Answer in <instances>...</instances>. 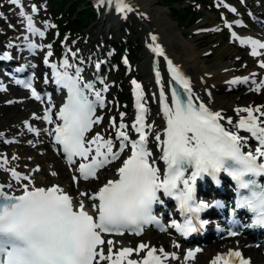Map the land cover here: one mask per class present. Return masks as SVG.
Segmentation results:
<instances>
[{
	"label": "snow or ice",
	"instance_id": "1",
	"mask_svg": "<svg viewBox=\"0 0 264 264\" xmlns=\"http://www.w3.org/2000/svg\"><path fill=\"white\" fill-rule=\"evenodd\" d=\"M11 2L20 6V0ZM115 4L119 12L132 11L126 0H115ZM229 10L236 11L234 8ZM36 11L33 6L32 14ZM19 15L28 33L44 37V32L35 27L33 16L28 15L22 6ZM232 35L234 39H239L235 33ZM24 39L28 40V37ZM151 39L154 45L152 51L162 56L164 53L156 43L157 38L152 36ZM240 43L250 46V54L254 57L261 55L258 49H264V43L253 38L240 39ZM27 47L34 51L39 46L29 42ZM47 47L51 49V45ZM51 55L49 50L44 63L52 69L55 83L66 90L67 96L56 115V120L61 123L49 134H54V141L62 147L67 161L74 163V157L85 161L90 159L89 163H81L78 168L81 178L89 180L95 179L100 169L119 159L126 148L130 147L131 154L117 170L119 179L109 180L88 196L93 201L90 209L86 208L83 201L74 203L73 198L58 185L35 187L29 176H21L11 170V176L17 183L21 180L28 183L21 185L23 191L20 195L4 190L5 187L11 189L10 184L0 185V264H103L104 261L108 264H164L166 260L178 259L163 249L159 250L160 254H157L156 249H148L140 260L130 259L132 249L122 248L113 252V242L105 241L103 235H121L125 231L140 235L145 225L159 224L153 215V205L163 203L158 192L178 202L180 211L185 214V221L182 225L173 221L172 226L182 235H190L197 230L199 213L209 207L204 202L195 201L194 185L197 179L205 176L215 180L220 173L227 174L236 185V208L246 209L252 214V222L248 227L264 229V184L258 182V178H264V119H261L264 112L259 107L236 109L238 114L246 112L247 116L242 117L234 127L249 133L257 142L254 151H244L248 137L224 127L220 123L225 119L221 113L209 110L202 102L195 103L189 80L169 60L171 78L183 89V94L173 90L169 103L163 89L160 92V110L166 124L163 137L155 133L157 148L161 152L159 159L165 165L161 176V169L156 166L154 158L150 159L152 152L147 146L154 125L146 123L147 109L141 86L135 80L132 81L136 117L131 127L138 139H130L124 123L117 125L114 120L110 121L111 127L116 130L115 140L119 141L114 151L116 145L112 138L106 139L100 133L91 139L86 138L93 125L101 121L100 117L95 116V111L97 106L104 107L102 92H107L108 86L96 90L94 83L84 81L82 68L70 64L67 59L62 60L59 66L50 64L48 57ZM124 62L127 63L126 60ZM100 66V62H97L98 71ZM259 66L264 68V63ZM156 77L159 84L158 72ZM247 80L245 77L244 82ZM99 82L104 84L103 80ZM18 83L24 84L23 81ZM25 86L31 88L30 83ZM262 88L264 81L255 90L260 91ZM90 95L94 99H89ZM32 97L40 99L35 90H32ZM123 115L121 113V120ZM38 118L33 116V119ZM42 119L46 123H53L51 109L45 111ZM227 123L233 122L229 118ZM25 127L30 132H36L27 122ZM6 164V159L0 161V167ZM80 195L87 196V193L82 192ZM236 234L235 231L229 232L230 236ZM105 243L109 246L107 255L102 247ZM146 248L147 245L141 244L135 252L138 255ZM194 256V251H188L184 259L187 261ZM236 260L239 264H250V260L245 259L239 251H230L227 256L218 255L211 264H235Z\"/></svg>",
	"mask_w": 264,
	"mask_h": 264
},
{
	"label": "bare ground",
	"instance_id": "2",
	"mask_svg": "<svg viewBox=\"0 0 264 264\" xmlns=\"http://www.w3.org/2000/svg\"><path fill=\"white\" fill-rule=\"evenodd\" d=\"M133 4L138 6L140 10L143 12L148 13L147 19L152 21V25L155 26L154 30L151 31L152 36H155L156 43L160 45L163 50V55L158 56L152 51L153 42L150 36V39L146 40L145 42V50L142 53L140 61L138 63V70L139 75L143 79V84L140 85L141 89L144 88L146 91L147 99L149 100L148 104L152 107L153 113L150 115L152 117V121H148L147 123L153 124V133L149 135L148 139V149L151 150L153 153L152 158L157 159L159 150L157 148V141L155 140V133H160L163 137V128L165 125V119L163 114L160 110V92L163 89L165 93V97L168 100L169 96V72L167 70V65L165 64V58L170 60L173 66L178 67L180 70L184 71L189 76V82L192 88L193 98L197 103H204L205 106L213 111L219 112L223 117L224 120L221 122L223 123L224 127L227 129L237 132L238 135L242 136L240 131L237 130L234 125L239 122L242 117H246L247 113H237L236 109L240 108H248L251 107L253 109L260 108L261 112H264V96H256L254 98H250L247 102H244L246 96H242L240 100V104L228 103L225 102L223 99L218 98L215 96L216 90L224 87V88H231L236 83H231L232 81H236L234 79V69H228L224 66H216L213 69L204 68L203 61L200 63L199 58L201 54L194 50V47L183 40V36L180 31L177 30L175 24L168 20L167 17H162L160 13L164 10L163 8L159 7L155 4L154 0H132ZM113 13V14H112ZM114 12L106 9L102 15L99 16V23H111L110 30L115 29V23L118 21L117 17L115 16ZM260 15L264 18V13L259 11L257 14V18L260 19ZM118 16V15H117ZM13 18V16H11ZM258 19H256L258 21ZM121 20V19H120ZM119 20V21H120ZM147 22L145 19H142ZM129 28H132V21H125ZM239 22L238 19L234 21ZM240 23V22H239ZM123 28L119 27V31ZM19 24H17V29H12L11 31L18 32ZM124 30V29H123ZM125 32V31H124ZM234 39V38H233ZM181 40V41H180ZM260 42H264V38L256 39ZM183 41V43H182ZM1 42V41H0ZM239 47H242L240 41L238 44ZM261 55L255 56L256 61L264 63V50L258 49ZM83 55L80 56L81 62L78 63L84 68H87V65H90L92 58L95 57L97 54L96 49H85ZM95 64V63H94ZM93 64V66H94ZM234 65V63H233ZM87 66V67H86ZM232 66V65H231ZM233 68V66H232ZM159 73L160 83H157L156 73ZM259 74V77L256 78V75ZM264 74V68L260 66L255 67L252 71H248L242 77V81L244 78L247 77V83L249 88L252 89L255 93H260V91H256L255 89L260 84L261 76ZM107 83L109 86H112V82L110 79H107ZM8 93H14V91L10 90L9 92H0V109L3 112V116H5L6 120H14L19 115L23 114V109L31 100L27 99L26 97H20L16 100L15 103L10 104V102L6 105H3V101L8 96ZM32 111H37L38 108L36 107L35 103H32ZM17 110H16V109ZM16 110V111H15ZM233 111V113H231ZM42 114V112H41ZM136 117V113H134ZM255 115H259L258 113H254ZM9 115V116H8ZM34 116V115H33ZM31 116L30 120L31 123L37 126H40L42 122V116L39 114H35L38 119H33ZM232 120V124L227 123V119ZM264 119V117H261ZM117 125L119 123H124L127 125V131L129 137L138 139L137 134L132 130V123L131 122H124L122 120L116 119ZM17 134L15 137H19V140H24L25 133H28V129L24 126L21 128L16 129ZM108 130H104L103 132H99L105 138L110 137L111 134L107 132ZM116 131V130H115ZM32 135L31 133H29ZM97 132L92 133L91 137H94ZM45 129L41 130L38 138V145L40 146H47L48 141L45 140L46 136ZM4 138H13V137H4ZM3 138V139H4ZM32 141L24 142L23 148L19 151H15L11 154L10 158L7 161V164L4 165V168L8 170V174L6 176H0V185H11V189L5 187L4 190H16L18 192L22 191L21 185L27 184L28 181H20L17 183L11 176V170H15L16 172H22L25 176H29L34 183L35 187H44L48 188L53 185H58L60 188L64 190L65 193L69 194L73 198L74 203H79L83 201L85 206H89L91 200L88 199V196L92 195L91 186L92 182L89 183H79L81 185L86 186L83 193H87V196H81L75 192V188L73 184L67 182L65 178L71 174V168L66 167L60 160H55L54 164L51 167H44L40 169L39 174L41 175L37 178L38 173L34 171L33 168L27 166L29 164H33V166H38L39 163L53 161L56 156L48 155L47 152L45 153H38L34 152L33 147L36 145L34 137H32ZM114 151L117 150L119 146V141L115 143L114 137ZM127 149H125L126 151ZM124 151V152H125ZM124 152L122 154H124ZM5 155H0L3 158ZM28 156V158H26ZM15 157V159H13ZM157 163V162H156ZM3 168V167H1ZM52 169V170H51ZM110 173H107L106 179L114 180L115 177L118 176L117 174V167H110ZM52 173H56L53 177H50ZM81 191V190H80ZM167 235H161L159 238L155 236L153 233L149 235H145L141 238L145 245L148 246L145 250L141 251L138 255L136 254L135 250L133 251V255L129 257L130 259L140 260L148 249H156L157 254L159 253L160 249L167 248V254L175 255L178 259H169L164 261L166 264H211V261L218 255L227 256L230 251H241L244 256H250L253 259V263L262 262L264 264V244L260 245L258 248H253L250 246L249 240L245 239L244 237H238L234 240L230 239H223L221 236H214L212 234L205 235L204 239L199 241V243L205 244L208 243L211 237H213L214 242H209L208 244L204 245L199 249V251L195 252L194 258L191 260L185 261L184 259V252H182V246L176 247L174 243L170 242ZM220 238V239H219ZM159 242L160 244L156 246V243ZM108 249V247H106ZM122 248H129L131 249V245L129 243H121L116 245L113 252H117ZM235 259V258H233ZM236 263L239 262L238 260L235 261ZM252 263V264H253Z\"/></svg>",
	"mask_w": 264,
	"mask_h": 264
},
{
	"label": "rangeland",
	"instance_id": "3",
	"mask_svg": "<svg viewBox=\"0 0 264 264\" xmlns=\"http://www.w3.org/2000/svg\"><path fill=\"white\" fill-rule=\"evenodd\" d=\"M33 2L37 3V16L41 18V24L44 26L46 24L48 25V27H45L48 36V39L44 42L45 46L49 49L47 45H51V49L57 51L58 53H55V56L57 55L60 57V54L62 53L61 46L70 47L71 50L69 51L73 52L77 50L79 51L82 47L84 50L96 49L97 54L92 58V61H99V54H111L114 52L112 46H114L117 51L115 44L123 48L120 56V65H117L114 59L112 60V63L109 64L111 65V67L109 66V76L113 87L111 88L109 95L110 100H107L111 103L110 105L108 104L106 110L110 116L119 120H121V113H123L124 115L122 121L131 122L133 124L135 117L130 99V91L133 86L132 81L135 80L138 84H143V79L139 75L138 63L143 51L145 50V42L150 39V36H152L151 31H153L155 27L152 25V21L147 19L148 13L140 10L138 6L133 4L132 0H126V3L132 8V11L123 12L118 15V21L115 23V29L110 30L111 23H99V16L103 14V10L98 11L95 5L92 4L91 0H86V2L88 4L90 3L89 5L93 7L94 14L96 16L87 19L86 22L83 23V30L81 33L70 35L66 32L64 35H60V26L57 25L54 15L49 10V3L41 0H32L31 3ZM154 2L156 5L164 9L160 15L162 17H167L169 21L175 24L177 30L181 32L183 40L185 39L186 42L190 43L194 47L196 52L201 54L199 61L200 63L203 61L204 68L213 69L216 66H224L228 69H234L235 72H232L231 74L234 73V79L238 82L231 88L221 87L217 89L215 96L223 99L225 102L234 104H240L242 96H246L244 102H247L250 98H254L255 95L264 96V88H262L260 93H255L249 88L247 83L242 81V77L246 72L252 71L255 67H257L255 64L256 59L249 55L248 49L238 46V39H232V36L228 34L225 27L226 24L231 25L240 35L247 34L259 39L264 38V34L260 30L263 26L262 22H264V18L260 15V21L257 22L255 20H249L247 15L248 10L254 12V15H257L259 11L264 13L263 0H249L250 6L240 7V11L234 15H229L225 7V5L234 2V0H183L182 4H177L176 7L189 8L195 6V9L201 13L200 19L193 26L186 28H179L177 23L169 17L167 7L160 5L157 0H154ZM11 7L12 6L9 5V0H0V41L8 35H14V32L11 30L16 29L18 23L19 26L21 25L20 18L15 16L14 13L10 11L9 8ZM11 16H13V18ZM11 19H14V22H11ZM142 19H145L147 22ZM236 19L240 20L238 28L233 26V21ZM126 20L132 21V28L127 26L125 22ZM119 27L124 30L122 29L119 31ZM1 48L0 44V49ZM125 60L127 63L124 62ZM258 77L259 74L256 75V78ZM11 98L12 95L7 96L3 101V105H6ZM25 109L22 110L23 114L19 115L14 120H6L5 116H3L4 114L2 110L0 109V155L4 154L10 158L13 152L19 151L24 147V142L32 141L29 133H25V137H23L24 140L18 141L19 137H15L17 134L16 129L22 127L23 120L30 118L32 113H36L34 111H27V108ZM152 113V107L148 105V121H152V117L149 116V114L152 115ZM231 113H233V111ZM8 136L13 137L16 142L13 144L3 145L2 137ZM34 139L36 143L33 147L34 152H47L48 155L56 156L52 153L48 146L43 147L38 145V138ZM45 140L48 141L47 138H45ZM26 158H28V156H26ZM55 160L57 161L60 159L55 157L53 161L49 160L48 162L39 163L38 166H33L34 163L27 166L33 168L34 171L38 173L37 178H39L41 176L39 174L40 169L43 168V166L51 167L52 164L56 162ZM36 167L39 171H36ZM110 171L111 169L109 168V172ZM7 174L8 172L5 169L0 170V176H6ZM53 176L54 175H50V177ZM70 177L71 175H68L65 180L70 182ZM104 178L105 177H99L98 179L96 178L92 181V192L95 191L96 187L103 181ZM73 186L75 188V192L78 194L80 192H84L86 187L81 184ZM157 237L159 238L160 236ZM136 241L137 240H132L131 238L126 237L116 239L112 241V248L114 250L115 246L121 243H129L132 247H134ZM159 244L160 243L157 242L156 246ZM253 264H262V262Z\"/></svg>",
	"mask_w": 264,
	"mask_h": 264
},
{
	"label": "trees",
	"instance_id": "4",
	"mask_svg": "<svg viewBox=\"0 0 264 264\" xmlns=\"http://www.w3.org/2000/svg\"><path fill=\"white\" fill-rule=\"evenodd\" d=\"M162 6L169 8V16L177 22L179 27H190L201 17V13L195 6L189 8H176L182 0H157ZM51 13L54 15L61 34H79L83 30V23L94 17L91 6L86 0H47ZM123 49L119 47L116 55V63L119 64V56Z\"/></svg>",
	"mask_w": 264,
	"mask_h": 264
}]
</instances>
